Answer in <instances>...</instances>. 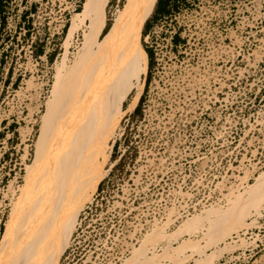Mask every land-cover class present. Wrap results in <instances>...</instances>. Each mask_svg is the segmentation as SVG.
<instances>
[{
	"label": "rangeland",
	"instance_id": "1",
	"mask_svg": "<svg viewBox=\"0 0 264 264\" xmlns=\"http://www.w3.org/2000/svg\"><path fill=\"white\" fill-rule=\"evenodd\" d=\"M75 1L7 5L0 28V243L36 157L56 68L75 69L82 60L87 21L71 29L86 0L60 34ZM250 1L247 27L232 46L237 68H192L190 55L167 43L154 5L141 45L147 20L148 33L166 39L150 48L154 62L141 76L142 96L138 88L131 91L104 153L84 172L81 207L54 264H223L228 253L264 239L262 231L231 240L253 226L252 215L264 207V0ZM124 4L105 9L101 36L107 17L112 21ZM142 98L141 113L132 116ZM123 155L122 167L114 169ZM258 224L264 226V215ZM245 260L264 264V247Z\"/></svg>",
	"mask_w": 264,
	"mask_h": 264
},
{
	"label": "bare ground",
	"instance_id": "2",
	"mask_svg": "<svg viewBox=\"0 0 264 264\" xmlns=\"http://www.w3.org/2000/svg\"><path fill=\"white\" fill-rule=\"evenodd\" d=\"M156 1L125 0L103 41L100 22L109 0H86L75 13L71 33L85 21L88 26L82 60L75 69L63 63L56 68L54 96L23 193L5 227L0 264H54L81 207L85 170L104 153L131 91L138 88L139 98L143 90L141 76L149 59L141 30Z\"/></svg>",
	"mask_w": 264,
	"mask_h": 264
},
{
	"label": "built area",
	"instance_id": "3",
	"mask_svg": "<svg viewBox=\"0 0 264 264\" xmlns=\"http://www.w3.org/2000/svg\"><path fill=\"white\" fill-rule=\"evenodd\" d=\"M9 1L11 0L5 1L6 9ZM250 2V0H178L176 4L170 6L168 13L159 16V21L167 26V43L171 49L176 50L179 54L185 53V56L190 55L189 59L193 60L192 68L221 67L228 63L237 68L235 64L237 57L234 56L232 46L240 42V29L247 27L244 22L249 20L251 15ZM81 3L82 0H76L74 6L67 10L66 16L69 15V18L66 17L60 34H63L67 29V24L72 19V12L77 11ZM6 9L4 13L5 23L7 21ZM155 33L156 31L152 30L145 36V47L154 48L155 44L159 45L157 41L162 43L166 39ZM154 35L156 41L152 40ZM183 47L185 48L184 51L181 50ZM230 52L232 55L229 54ZM39 57H43L49 62L50 54L48 51L42 50ZM50 81H52L51 78H49L48 83ZM263 215L264 207L259 214H253L249 221L252 223L254 220L256 223L234 233L231 240L238 242L249 239L253 235H259L264 231L263 224H258ZM260 245L264 247V239H259L256 246L252 248H237L233 253L227 254V259L223 264L232 260L235 264H247L248 260L245 259L249 256L252 257L254 249ZM235 253L237 254L235 255Z\"/></svg>",
	"mask_w": 264,
	"mask_h": 264
},
{
	"label": "trees",
	"instance_id": "4",
	"mask_svg": "<svg viewBox=\"0 0 264 264\" xmlns=\"http://www.w3.org/2000/svg\"><path fill=\"white\" fill-rule=\"evenodd\" d=\"M6 0H0V28L1 27H3L4 26V24H5V7H6V2H5ZM170 2H173L174 4H176V2L178 1V0H169ZM157 2V7H156V9H155V14H156V16L157 17H159L160 15H163V14H166V13H168L169 12V7L168 8H163V7H160V4H161V0H158V1H156ZM78 11H80V10H78ZM112 21H113V19H112ZM112 21H111V19L109 18V16L107 17V23H106V26H105V28H104V30L102 31V36H101V39H100V41H103L104 39L102 38V37H104V34L109 30V28H110V26H111V24H112ZM149 21L147 20V22H146V24H145V26H144V28L145 29H143L144 31L142 32L143 33V35H147V33H148V30H149ZM146 48V51H147V53H148V55H149V68L151 69L152 68V66H153V62H154V53H153V51L151 50V49H149L148 47H145ZM41 52H42V50H41ZM147 87V86H146ZM144 98H142L141 100H140V102H139V104H138V106L136 107V109L134 110V112H133V114H132V116H137L138 114H140L141 113V107H142V104H143V100ZM115 148H117V143H116V145H115ZM124 160H125V155H123L121 158H120V160H119V162L115 165V167H114V169L115 168H120V167H122V165H123V163H124ZM98 166V164H97V162H96V164H95V167H97ZM100 187H101V185H100Z\"/></svg>",
	"mask_w": 264,
	"mask_h": 264
},
{
	"label": "crops",
	"instance_id": "5",
	"mask_svg": "<svg viewBox=\"0 0 264 264\" xmlns=\"http://www.w3.org/2000/svg\"><path fill=\"white\" fill-rule=\"evenodd\" d=\"M157 1H158V0H157ZM113 2L116 3V5H115V9H116V8H119V7L121 6L123 0H109L106 10H109V7H112ZM167 2H170V1H169V0H161L160 7L168 8V5L166 6ZM156 5H157V2H156V4H155V8L157 7ZM155 8H154V10H155ZM150 17H151V16H150ZM150 17H149V18H150ZM149 18H148V19H149ZM148 21H149V26H150L149 29H150V28H151V23H152V21H151V20H148ZM148 59H149V55H148ZM148 68H149V61H148ZM147 72H148V71H147ZM144 87H145V82H144ZM141 96H142V95H141ZM140 98H141V97H140ZM139 101H140V99H139ZM139 101H138V103H139ZM138 103H137V105H138ZM137 105H136V107H137ZM136 107H135V108H136Z\"/></svg>",
	"mask_w": 264,
	"mask_h": 264
}]
</instances>
